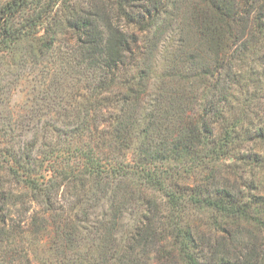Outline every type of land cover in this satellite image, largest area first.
<instances>
[{"label":"trees","instance_id":"1","mask_svg":"<svg viewBox=\"0 0 264 264\" xmlns=\"http://www.w3.org/2000/svg\"><path fill=\"white\" fill-rule=\"evenodd\" d=\"M56 1L8 0L0 8V50L4 48L12 51L28 39L37 47L35 48L37 53L49 51L58 33V30L52 27L53 24L50 23L52 21L62 33H70L71 56L77 64H82L88 71L94 70L102 75L93 87L96 94L102 99L113 100L114 98L109 96L112 95L114 88L123 92L120 94L122 99L118 98L121 100V107L108 133L110 138L108 142L114 151L131 146L135 163L122 164L115 160L114 164L109 162L101 164L99 158H95L89 150L75 146L68 158L54 164L51 175L44 179L36 171L37 164L31 156L34 143H28L26 145L28 147L19 155V165L8 168L4 174L7 186L0 191V251L7 245L12 246L11 243L14 241L3 217L6 208L15 205L19 200V197L14 196L15 193L9 189L13 182L22 185L24 191L21 194L22 198L51 207L58 224L63 222L64 226L68 225L63 232L69 243L75 241L79 224L95 223L92 234L94 240L103 232V242L113 241V249H110L106 242L102 244L96 264H144L141 259L147 255L145 247L154 244L160 237L159 233L168 230L171 234L173 228L170 222L167 225L163 222L166 216H160L162 218L156 220L153 212H150L152 209L143 213L139 208L140 224L130 231L127 229L124 233L121 231L120 237L117 238L115 234L122 223L126 203L137 207L143 206L145 197L138 195V189L142 186V190L155 188L164 191L166 189L164 183L170 182L175 176L173 173L176 165L172 166L170 163L176 162L183 153L191 154L192 162L204 166L210 163V156L223 157L226 153L229 134L225 132L227 138L216 142L213 125L218 120H225L223 110L228 102L230 81L237 78L232 71L234 60L241 59L245 52L254 54L256 47L264 42V0H191L189 6H186L188 8L181 10V19L175 30L179 38L178 44L181 46L185 44V31L192 29L197 43L210 53V68L204 66L206 71L200 70L194 82L181 81L176 86L170 82L171 91L174 93L184 87L188 91L199 87V84L202 86L198 97L193 96L196 100L194 105L196 109H189L190 112L187 113L178 106V102L169 99L163 91L170 80L169 75L175 76L177 80L183 78L181 72L172 71L170 65L160 77L158 89L161 93L154 99V104L150 101L141 107L145 101L142 102L138 98L139 94L146 91L149 74L153 69L151 59L153 54L157 53V45L165 31L170 30L179 5L182 4L184 7L186 0H128L127 3L125 0V3L119 0L115 14L117 13L119 17L125 16L128 24L135 26L139 33L143 34L144 39L141 41L139 35L113 25L108 8L104 5L97 7L91 0L86 3L84 1L73 10L68 9L69 12L64 13L59 9L54 10ZM125 6L128 7L127 10ZM52 10L55 13L51 17L49 13ZM50 17L52 19L48 22L49 28H44L40 36L34 34L35 27ZM100 24L103 29L100 28ZM143 51L144 58L141 60L140 52ZM131 67L134 71L130 74ZM183 71L196 70L189 67ZM205 91L208 93L202 100ZM116 99L115 97V101ZM89 106L85 105L84 108ZM77 113L78 110L75 111L74 117ZM86 117L87 113L81 122L71 123V127L65 131L56 127L52 131L56 133L62 131L63 135L77 138L86 132L90 134L88 126L93 122H88ZM261 135L262 132L259 136ZM211 142L213 146L210 149ZM203 150L207 162H203L202 156L198 155ZM208 183L210 184V181ZM209 184L204 183L205 190L200 189L204 193L201 199L205 201V205L213 206L217 212L224 215L223 217L228 216L236 220L241 216L242 220L247 221L252 218H249L247 205L241 203L237 205L235 196L229 190L223 189L222 193L215 191L210 204V189L207 190L210 188ZM61 188L63 199L57 196ZM163 195L170 198L167 203L172 208L182 207L179 197L176 198L168 191ZM141 197L142 203H138ZM192 202L199 203L198 200ZM59 204L60 207L57 206ZM100 208L101 212H96ZM172 215L173 213H170L168 217ZM251 220L255 222L256 218ZM160 222L164 225L159 224ZM175 225L176 223L174 227H177ZM158 226L167 229L161 231L157 229ZM176 230V237H180L181 230ZM238 232L229 231L221 234L219 241L215 239V242L208 243L206 253L200 248L197 252L189 249L190 246H194L192 244L194 240L191 239V235H187L180 241L179 256L186 264H264V229L261 230L263 234L259 245L254 241H240L239 250L236 252L235 248L230 251L231 245L225 246L224 241L228 244L237 243ZM194 253L198 254L193 256ZM198 255L200 259H197Z\"/></svg>","mask_w":264,"mask_h":264},{"label":"rangeland","instance_id":"2","mask_svg":"<svg viewBox=\"0 0 264 264\" xmlns=\"http://www.w3.org/2000/svg\"><path fill=\"white\" fill-rule=\"evenodd\" d=\"M7 1L0 0V8ZM84 1L86 3L90 0H57L53 8L56 9L55 11L59 9L68 13ZM118 1L91 0V3L97 7L98 5L107 7L113 25L139 35V40H143V34L139 33L135 26L128 24L125 16L120 18L117 13L115 14ZM125 1L128 2V0ZM190 2L191 0H186L184 7L182 4L179 5L173 16L170 30L166 29L157 45V53H154L151 59L153 69L149 74L148 85H145L146 91L138 95L142 102L145 101L141 107L150 101L154 104V99L161 93L158 89L160 77L170 65L172 71L176 73L180 71L183 78L177 80L175 76L169 75L170 80L167 81L163 91L169 99L172 98L178 102V106L186 113L190 112L189 109H196L194 97L197 98L200 94L202 88L200 84L199 87L188 89V91L184 87L175 93L170 88V82L175 86L181 81L192 82L200 70L206 71L204 66L210 68V53L197 43L192 29L185 31V44L182 46L178 44L179 38L175 30L181 19V10L187 9L186 6H189ZM123 3H125L124 0ZM127 8L125 6V10ZM54 13L52 10L49 16L52 17ZM51 17L37 25L34 34L40 36L44 28H49L48 22L52 19ZM50 23L56 31L58 30V33L49 51L37 53L35 49L37 47L28 39L12 51L4 48L0 50V191L7 186L4 174L8 168L19 165V155L25 147H28L26 146L28 143H34L31 156L37 164L36 171L44 179L51 175L54 164L68 158L75 146L89 150L95 158H99L101 164L104 162L114 164L115 160L122 164L135 163L131 146L114 151L108 142L110 140L108 133L115 122V117L118 116L121 107L119 99H122L120 94L123 92L114 88L112 95L109 96L114 98L113 100L99 97L93 87L102 75L94 70L88 71L82 64H77L71 56V34L62 33V30L55 27L54 21ZM100 28L103 29L101 24ZM140 53L143 60L144 51ZM263 54L264 42L256 47L254 54L245 52L241 59L234 60L232 71L237 78L235 81H230L228 102L223 110L225 120H218L213 125L216 142L227 138L225 132L229 134L228 150L223 157L210 156V163L204 166L192 162L191 154L183 153L176 162L170 163L172 166L176 165L175 173H173L175 176L170 182L164 183L166 188L164 191L155 188L142 190V186L138 189V195L145 197L143 206L137 207L126 203L122 223L119 224V231L115 234L117 238L120 237L121 231L123 233L126 229L130 231L140 224L139 208L143 210V213L152 209L150 212H153L156 220L166 216L163 222L166 225L170 222L173 228L170 234L166 230L167 227H157L158 230L166 231L159 233L161 238L158 236L159 239H156L154 244H148L145 247L147 255L142 256L141 259L144 264H186L179 256V247L180 241L187 235H191V239L194 240L192 243L194 246H190L189 249L197 252L200 248L204 253L208 243L215 242V239L219 241V236L229 231L240 232V234L236 233L237 243L228 244L224 241L225 246L231 245L230 251L236 248L237 252L240 241H254L258 245L261 243L260 237L263 234L261 230L264 229ZM189 67H194L196 71H183L184 68ZM129 71L131 74L134 69L132 70L131 67ZM207 93V91L203 93L202 100ZM113 96L119 99L115 101ZM85 105L90 106L85 109ZM76 110L78 113L74 117ZM85 113H87L88 122H93L88 126L90 134L86 132L80 138L62 134V131L71 127V123L81 122ZM196 115L200 116L199 113ZM54 127L62 131L56 133L52 131ZM261 132L262 135L259 136ZM212 144L211 142L210 149ZM198 155L202 156L203 162H207L204 150ZM165 166L166 164L163 165ZM205 179L209 180L205 181ZM204 183L210 186L207 188V190L210 189V204L215 191L222 193L223 189L229 190L235 196L237 205L239 203L247 205L249 218H256V221L253 222L252 218L249 221L242 220L241 216L236 220L228 216L223 217L224 215L217 212L213 206L205 205V201L201 199L204 193L200 191V189L205 190ZM9 189L15 193L14 196L19 197V200L15 205H9L3 216L14 241L11 243L12 246L7 245L1 249L0 264L97 263L102 244L106 241L102 240L103 232L94 240L92 234L95 223L79 224L75 241L69 243L68 237L63 232L68 225L64 226L63 222L58 224L51 207L22 198L21 194L24 191L21 184L12 182ZM166 191L176 198L179 197L182 207L172 208L167 203L170 198L163 195ZM57 196L63 199L62 188ZM139 200L138 203H142V197ZM191 200H198L199 203H193ZM57 206L60 207V204ZM96 212H101V208ZM170 213L173 215L168 217ZM175 223L177 227H174ZM159 224L164 225L162 222ZM176 229L181 230L180 237H176ZM106 243L110 249H113V241ZM111 253L112 250L109 251V254ZM197 254L194 253L193 256ZM197 259H200L199 255Z\"/></svg>","mask_w":264,"mask_h":264}]
</instances>
